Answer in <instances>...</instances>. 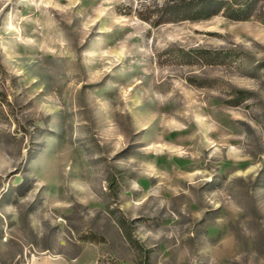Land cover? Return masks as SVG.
<instances>
[{
  "label": "rangeland",
  "instance_id": "374dc122",
  "mask_svg": "<svg viewBox=\"0 0 264 264\" xmlns=\"http://www.w3.org/2000/svg\"><path fill=\"white\" fill-rule=\"evenodd\" d=\"M184 1L0 0V264H264V0Z\"/></svg>",
  "mask_w": 264,
  "mask_h": 264
},
{
  "label": "trees",
  "instance_id": "16d2710c",
  "mask_svg": "<svg viewBox=\"0 0 264 264\" xmlns=\"http://www.w3.org/2000/svg\"><path fill=\"white\" fill-rule=\"evenodd\" d=\"M212 2L211 0H185L182 3V6H173V8L170 10L172 13H178V12H184L186 13L188 11V18L191 19H198L201 17H208L212 14H215L219 11L212 10L211 9Z\"/></svg>",
  "mask_w": 264,
  "mask_h": 264
},
{
  "label": "crops",
  "instance_id": "0c3cea01",
  "mask_svg": "<svg viewBox=\"0 0 264 264\" xmlns=\"http://www.w3.org/2000/svg\"><path fill=\"white\" fill-rule=\"evenodd\" d=\"M83 258L84 257L82 255L76 257L75 260L68 259L62 255H58V257L49 255H36L34 257H30L28 264H80Z\"/></svg>",
  "mask_w": 264,
  "mask_h": 264
}]
</instances>
